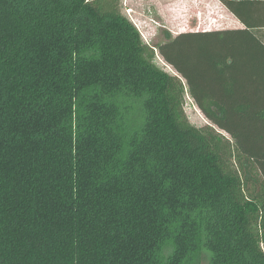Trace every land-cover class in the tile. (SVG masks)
Returning <instances> with one entry per match:
<instances>
[{
    "label": "trees",
    "instance_id": "1",
    "mask_svg": "<svg viewBox=\"0 0 264 264\" xmlns=\"http://www.w3.org/2000/svg\"><path fill=\"white\" fill-rule=\"evenodd\" d=\"M220 1L244 28L152 46L121 0H0V264H264V0Z\"/></svg>",
    "mask_w": 264,
    "mask_h": 264
},
{
    "label": "rangeland",
    "instance_id": "2",
    "mask_svg": "<svg viewBox=\"0 0 264 264\" xmlns=\"http://www.w3.org/2000/svg\"><path fill=\"white\" fill-rule=\"evenodd\" d=\"M121 8L138 27L145 42L155 46L166 39V32L173 36L181 32L205 31L207 28L226 29L227 21L216 20L213 27L208 26L201 16L199 0H121ZM201 4V5H200ZM204 7V5H202ZM177 9H176V8ZM224 18V17H222ZM214 30V29H213ZM157 63L171 73H177L164 58L158 54ZM185 112L189 121L198 126H213L232 141L229 133L215 125L198 107L195 99L187 93L185 96ZM253 176L259 174L258 168L251 169ZM258 189V186H256ZM249 190H254L249 186ZM264 248V245H263Z\"/></svg>",
    "mask_w": 264,
    "mask_h": 264
},
{
    "label": "crops",
    "instance_id": "3",
    "mask_svg": "<svg viewBox=\"0 0 264 264\" xmlns=\"http://www.w3.org/2000/svg\"><path fill=\"white\" fill-rule=\"evenodd\" d=\"M201 5V16L204 22L211 26L214 24L215 19L227 21L228 26L226 29L244 28V24L236 17L220 0H199ZM176 8V7H175ZM177 9V8H176ZM224 17V18H222ZM213 27V26H211ZM216 30L217 28H207L205 31Z\"/></svg>",
    "mask_w": 264,
    "mask_h": 264
}]
</instances>
